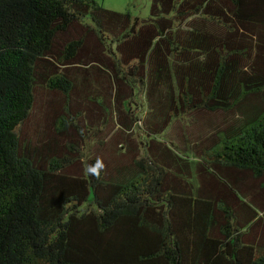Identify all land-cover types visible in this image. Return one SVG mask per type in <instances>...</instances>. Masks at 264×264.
I'll return each mask as SVG.
<instances>
[{
	"label": "trees",
	"instance_id": "1",
	"mask_svg": "<svg viewBox=\"0 0 264 264\" xmlns=\"http://www.w3.org/2000/svg\"><path fill=\"white\" fill-rule=\"evenodd\" d=\"M0 264H264V0H0Z\"/></svg>",
	"mask_w": 264,
	"mask_h": 264
},
{
	"label": "rangeland",
	"instance_id": "2",
	"mask_svg": "<svg viewBox=\"0 0 264 264\" xmlns=\"http://www.w3.org/2000/svg\"><path fill=\"white\" fill-rule=\"evenodd\" d=\"M107 9L117 12L130 11L134 17L148 19L152 0H95Z\"/></svg>",
	"mask_w": 264,
	"mask_h": 264
},
{
	"label": "clouds",
	"instance_id": "3",
	"mask_svg": "<svg viewBox=\"0 0 264 264\" xmlns=\"http://www.w3.org/2000/svg\"><path fill=\"white\" fill-rule=\"evenodd\" d=\"M102 168H103V164L100 161H97V163L95 165L89 166L88 171L90 174H92L98 178Z\"/></svg>",
	"mask_w": 264,
	"mask_h": 264
}]
</instances>
